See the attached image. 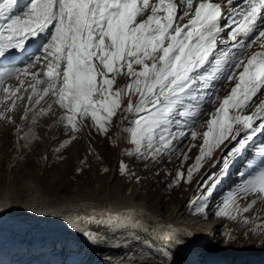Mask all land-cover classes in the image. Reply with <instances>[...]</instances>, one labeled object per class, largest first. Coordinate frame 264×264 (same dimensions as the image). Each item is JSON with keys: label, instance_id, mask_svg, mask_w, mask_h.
<instances>
[{"label": "snow or ice", "instance_id": "1", "mask_svg": "<svg viewBox=\"0 0 264 264\" xmlns=\"http://www.w3.org/2000/svg\"><path fill=\"white\" fill-rule=\"evenodd\" d=\"M20 2L0 0V60L11 56L13 50L21 53L22 59V66L0 69V89L8 99L15 98L13 107L21 99V88L12 91L5 81L15 78L22 87L21 76L27 77L28 70L40 66L43 58L48 62L47 69L33 74V79L37 85L46 86L42 94L32 86L30 103L38 105L51 94L65 111L63 119L73 132L79 131L77 117H90L99 131L107 134L106 125L122 108V97L128 96L125 110L135 113L128 126L135 151L127 154L154 158L177 138L190 135L192 140L197 139L194 126L207 111L205 105L217 99V86L209 83L215 75L205 76L206 66L215 64V72L222 75L223 82L235 83L215 112L209 114L195 167L199 168L202 157L211 155L213 149L229 140L227 158L222 157L226 172L254 137L264 134V101L254 111H247L252 108L253 98L264 96V0H239L242 7L233 0H224V4L214 0H24V7L19 8ZM224 5L232 8L233 15L229 35L223 38L230 40L239 54L224 52L221 59L214 53L227 24L221 23L226 12ZM30 41H42L31 54L27 51ZM257 42L260 50L249 52ZM222 62L226 65L223 70ZM39 75L46 79H38ZM119 76L128 83L115 88ZM223 82L219 87H223ZM201 84L205 85L204 91L199 90ZM133 96L139 97L135 105ZM25 111L27 114L31 109ZM44 114L42 110L40 115ZM0 118L6 116L0 113ZM119 170L122 175L129 171L123 161ZM191 177L189 169V181ZM182 178L183 173H178L177 179ZM218 182L219 177L213 183ZM204 187L202 195L210 196L212 185ZM249 196L255 198L241 208L240 199ZM257 202H264V167L246 179L237 192L230 193L218 206L216 215L232 220L239 217L244 225H251L246 234L264 232V217L249 221L244 215ZM192 203L197 205L196 212H205L206 201ZM143 216L130 211L97 223L112 230L117 246L123 237L125 243L131 239L151 253L164 234L153 235L154 222L142 219ZM72 226L77 227L76 223ZM186 235L190 237L191 233ZM165 239L167 243L161 245L158 257L164 258L161 264H175L172 246H181L185 241L172 233ZM134 257H129L127 264H152L139 254Z\"/></svg>", "mask_w": 264, "mask_h": 264}, {"label": "rangeland", "instance_id": "2", "mask_svg": "<svg viewBox=\"0 0 264 264\" xmlns=\"http://www.w3.org/2000/svg\"><path fill=\"white\" fill-rule=\"evenodd\" d=\"M41 55L43 57L42 52ZM47 63L42 58L40 66L29 69L27 77L21 76L24 80L22 87L15 78L5 82V86L12 91L21 88L18 93L21 99L16 100L14 107L12 101L15 98L8 99L6 93L0 89V113L6 116V119L0 118V201H3L2 204L0 203V212H7L10 205L14 204L12 202L16 200L37 201L48 196L59 197L64 183L78 185L84 181L103 182L107 187L109 178L115 175L113 181L117 187L123 188V193L129 187L137 185L143 190V195H151L154 200H158L161 211H167L168 207L176 202L182 206L187 205L190 211L188 218L198 221L203 218L195 210L197 205L192 202L206 201L205 211L207 214L211 213L206 217V221L220 222L219 216L216 215L218 204L212 206V200L222 196H217V186L221 182V176L227 174L224 172L222 157L227 158L225 153L231 147L229 140H225L219 147L213 149L211 155L206 154L202 157L198 169L195 163L197 158H200L203 133L207 131L209 114L215 112L222 100L223 89L216 90V93L220 92L221 95L218 94L215 103L205 105L207 111L199 117V123L194 126V130L198 133L196 140H192L190 135L183 139L177 138L170 148L162 150L154 158L151 155H128V152L135 151L128 130L135 113L125 110L128 96L122 97V108L106 125L107 134L99 131L90 117H77L79 131L73 132L63 119L66 115L65 111L55 103L56 97L51 94L45 96L38 105L29 102L28 97L32 95L33 85L41 94L43 87L46 86L37 85L33 74L46 71ZM62 71L63 65L61 73ZM205 76H208L206 71ZM37 78L46 79L42 75ZM127 83L124 76H119L115 88L124 87ZM201 87L204 91L205 85L201 84ZM131 99L135 105L139 97L133 96ZM49 105L52 106L51 110ZM8 108L12 110L7 111ZM26 109L31 111L26 114ZM42 110L46 114L40 115ZM191 123L189 119L188 124ZM73 136L75 139H72ZM69 141L71 142L68 143ZM74 142H80V147L73 148ZM65 144L66 147L62 148L61 145ZM121 161L127 165L128 174L120 173ZM240 166L238 164L233 170L231 178L239 175ZM231 168L234 169L233 164ZM189 169H192L190 181ZM178 173H183L182 179H177ZM217 177L219 182L213 183ZM207 185H212L210 196L202 195L205 192L204 186ZM207 207H211L210 210ZM233 223H226L224 227H219V230L226 228L224 236L236 239ZM24 263L21 258L16 264Z\"/></svg>", "mask_w": 264, "mask_h": 264}, {"label": "bare ground", "instance_id": "3", "mask_svg": "<svg viewBox=\"0 0 264 264\" xmlns=\"http://www.w3.org/2000/svg\"><path fill=\"white\" fill-rule=\"evenodd\" d=\"M237 1L233 0L234 4L238 5ZM214 2L224 4V0ZM224 7L226 12L232 10L228 5ZM183 22L186 21L181 23ZM30 42L36 44L39 41ZM218 47H221V53L216 54L217 58L222 59L224 52L239 54L232 42L225 40L222 35ZM259 50L257 42L248 51ZM228 59H231V55ZM4 60L6 58L0 60V64H3ZM220 68L224 69L223 62ZM208 69L206 66L205 71ZM215 69V64L209 69V72L215 75V80L209 79V83L219 88L223 80L216 77V74H221L216 73ZM234 83L235 81L226 83L221 92H224L223 98L230 94ZM253 100L252 108L247 110L249 113L264 101V96ZM79 144L80 142H74L72 147L77 149ZM232 164L234 169L231 168ZM238 164L241 165L238 170L240 173L231 178ZM261 167H264V134H257L243 155L230 164L227 174L222 173L221 182L217 186V196H222L216 197L217 200L214 198L212 206L221 205L230 193L237 192L242 183L255 175ZM114 176L109 178L107 187L103 182L84 181L78 185L64 183L59 197L48 196L37 201L33 199L12 202L14 204L10 205L7 212H0V264H16L21 258L24 264H121V261L127 264L128 258L134 257V254L150 259L152 264H161L164 258L158 257V253L161 245L167 243L165 237L168 233L179 235L185 241L181 246H172L175 264H264V232L246 234L251 225H244L239 217L232 220L219 216L220 222L206 221V217L211 213L207 214L205 211L200 213L203 219L192 221L187 216L190 213L187 205L182 206L176 202L168 207L167 211H161L158 200H154L151 195H143V190L137 185L129 187L123 193V188L114 183ZM37 185L39 187V184ZM254 198L249 196L240 199L241 208ZM2 202L0 201L1 204ZM207 208L210 210L211 207ZM130 211L143 213L142 219L154 222L156 232L153 235L163 232V237L157 239V247L151 253L147 249L142 250L141 246L131 239L125 243L123 237L117 246L112 230L98 226L97 221L100 219L117 214L126 215ZM244 215L249 221L257 216L264 217V202H257L254 208ZM232 222L236 239L224 236L226 228L219 230V227ZM72 223H76L77 227L74 228ZM241 224L243 226H240ZM188 233H191L190 237L186 235ZM93 234L96 235L95 239Z\"/></svg>", "mask_w": 264, "mask_h": 264}]
</instances>
